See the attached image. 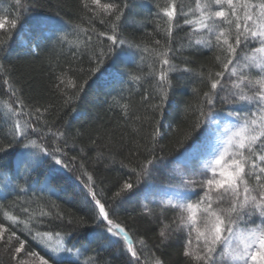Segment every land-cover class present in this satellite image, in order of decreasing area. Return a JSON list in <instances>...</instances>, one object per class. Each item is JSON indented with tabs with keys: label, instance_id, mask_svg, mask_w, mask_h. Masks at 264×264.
I'll list each match as a JSON object with an SVG mask.
<instances>
[{
	"label": "snow or ice",
	"instance_id": "snow-or-ice-1",
	"mask_svg": "<svg viewBox=\"0 0 264 264\" xmlns=\"http://www.w3.org/2000/svg\"><path fill=\"white\" fill-rule=\"evenodd\" d=\"M15 4L17 8L24 7L21 0H15ZM154 7L156 17L164 20L166 27L164 42L154 40V47L149 49L143 41L125 37L120 31L121 21L131 8L129 0L103 3L80 0L82 23L71 24V35L76 37V46L87 53L88 63L93 66L87 69V77L83 75L84 69L69 68L60 72L53 83L61 107H66L80 99L89 79L118 51L139 57L135 71L112 76L113 82L120 85L118 95L132 85L143 88L144 109L136 114L130 102L121 105L124 119L139 127L128 139L121 134L118 151L128 152L126 159L135 166L129 168L130 175L126 174L114 189L108 190L110 194L99 188L86 164L107 167L119 163L121 168L129 165L115 159L112 146L105 145L102 150L95 141L94 158L82 148L79 155H69L76 145L70 144L71 134L57 123L60 120L57 106L32 102L24 95L23 88L17 86L18 81L5 72L2 83L9 103L7 113L0 114V124L7 129L0 141V192L10 189L9 194L17 196L12 201L17 214L5 210L0 219V253L7 257V264H81L80 257L88 249L77 248L72 241L76 232L89 223L103 229L106 241L120 245L125 264H148L146 254L152 256L153 264H165L153 254L145 239L139 238L137 246L130 235L131 229L119 219L118 208L139 195L142 179L157 170L165 159L157 155V147L173 131L172 124L165 123L170 114L179 116L189 112L194 121L190 131L176 140L177 146L183 147L191 132L202 123L217 125L218 143L209 142L204 146L205 170L189 169L187 176L174 186L178 196L175 200L167 199L166 203L175 215L171 223L158 220L162 225L159 228L161 244L181 243L185 264H264V0H196L195 8L188 11L177 0H166ZM19 19V13L15 19L0 16V55L7 52ZM97 23L106 25L107 30H97ZM184 26L188 27L189 34L187 43L181 47L196 52L207 50L218 69L209 68L198 74L206 90H192L195 104L176 98L171 75L192 72L187 67L190 60H182L183 69L175 64L179 49L173 47V30ZM81 34L83 41L79 39ZM105 37L107 44L102 40ZM43 38L54 47L73 43L69 41V32L56 20L48 22ZM146 53L152 55L155 63H150V70L141 75L140 64L149 58ZM142 80L150 85L151 91L141 84ZM120 99L123 100L122 95ZM217 105L226 107L217 111ZM221 119L227 121L222 128ZM37 172L43 180L35 185L36 191L54 195L55 185L67 177L77 182L86 202V215L67 220L70 227L62 235L57 232L55 242L52 232L41 228L46 217L54 215L58 220H65L63 213L53 209L41 210L37 215L27 201L18 204L19 193H27L33 187L31 177ZM186 192L196 198L191 199ZM40 199L43 196L37 198ZM148 211L150 214L151 210ZM30 241L41 246L45 255L31 251ZM88 264H100V260L90 257Z\"/></svg>",
	"mask_w": 264,
	"mask_h": 264
},
{
	"label": "trees",
	"instance_id": "trees-1",
	"mask_svg": "<svg viewBox=\"0 0 264 264\" xmlns=\"http://www.w3.org/2000/svg\"><path fill=\"white\" fill-rule=\"evenodd\" d=\"M107 2V0H101ZM131 8L126 11L125 18L121 21L120 31L125 37L134 39L137 42L143 41L149 49L154 47V40L164 42V29L166 24L164 20L158 19L155 15L156 3L164 4L166 0H129ZM23 8H17L15 0H0V16H7L9 19H15L17 13L20 19L17 28L11 33V39L7 44V52L0 55V114L7 113V104L9 97L7 89L3 86L2 78L5 72L10 74L15 81H18V87H22L24 95L30 98L32 102L53 103L57 106L60 120L57 121L72 136L70 144H75L76 148L69 152V155H79V149L90 156L95 157L93 151V141L103 150L105 145L112 146L117 161L123 160L128 164V168H121L119 163L110 166H103L97 163L86 164L88 170L93 172L94 177L106 194L109 189H114L120 181L127 175H130L129 168L135 166L134 162L130 163L126 159L128 152L122 154L118 151L119 140L121 134L125 139L135 135L133 131L139 127L138 124L132 123L124 119L121 105L124 103L131 104L132 112L141 114L144 109V102L141 100V92L143 88L139 85H132L131 88H125L118 95L120 85L114 83L112 76L115 73H125L135 71L139 57L133 58L128 52L118 51L110 59L106 60L101 66L100 71L95 73L90 79L88 85L85 86L84 92L80 95V99L74 104L61 107V100L54 94L53 83L56 76L69 68L84 69L83 75L87 77L88 55L84 53L75 44L76 37L71 35V24L82 23L79 19L81 16L80 0H32L31 4L28 0H21ZM178 5H182L185 11L195 8L196 0H177ZM41 21L45 26L42 30L36 28L35 21ZM50 20H56L59 24L69 32V41L62 47H54L43 37L46 35L43 31H47V24ZM71 22L65 25L64 22ZM182 24V20L180 21ZM88 27L86 23L83 24ZM28 27L30 32L34 34V38L27 43L26 46L21 44V38L28 40L27 34H22L23 28ZM97 30L105 31L107 26L96 24ZM7 28V25H6ZM189 29L184 26L182 29L173 30V47L179 49L175 64L181 69L185 67L182 63L183 59L190 60L191 63L187 67L192 69L191 73L174 72L171 73L173 83L176 85L174 93L177 99L189 100L195 104V97L192 90L195 88H203L200 84L198 74L201 71L206 72L209 68L213 71L218 70L211 58V54L207 50L199 52L181 47L186 44V37ZM80 41L84 40L83 34L79 37ZM105 44L108 43L106 37L102 38ZM95 45V37H93V46ZM148 56L143 64H140L142 70L141 75L146 74L150 63H155L152 55ZM203 66V67H202ZM72 73L70 72L69 75ZM107 75H109L107 77ZM106 76V77H104ZM145 88L150 85L141 81ZM123 96V100L120 99ZM224 105H217V111ZM166 112L168 109L166 107ZM170 114L166 123H171L173 131L167 139L161 140L157 147V155L164 156L165 159L159 165L158 169L150 175L144 177L140 184L139 195L133 196L128 202L118 208L119 219L131 229L130 235L134 241L143 238L148 246L152 249L153 254L165 262V264H185L183 256V248L181 243L169 241L161 244L159 237V228L162 227L158 220L165 223H171L175 213L169 205L167 199L171 198L166 195V191L172 193V199L178 196L174 190V186L180 183L182 177L187 176L189 169L197 168L201 171L204 164L195 159L182 157L181 153L185 149L192 146L194 141L200 139L203 129L207 123L202 125L195 131L191 132L190 138L185 140L183 147L176 144L177 139H182L185 132L190 131V126L194 121L191 112L187 115L175 116ZM55 130V129H54ZM7 129L0 124V141H3ZM147 134V130L143 133ZM144 143V141H140ZM161 148L163 151H161ZM184 155V154H183ZM8 159V158H6ZM164 166V168L162 167ZM43 176L40 172L34 173L31 177L32 188L27 193H19V205H23L27 201L31 205V210L37 215L43 211H59L66 217L61 221L55 216L44 218L42 231H51L52 239L56 240V233L61 235L70 226L67 223L69 219H76L85 216L84 211L86 202L80 195V188L76 181L65 177L58 181L55 185V194L48 192L40 193L36 191L35 185L42 182ZM27 187V185H26ZM10 189L0 192V219L3 218V212L8 210L10 214H17V210L12 206V201L17 199L16 194H9ZM195 199V195L185 193ZM43 196V199L37 200ZM145 196L147 197L145 199ZM35 201V202H34ZM147 205V209L145 208ZM151 210L150 214L149 211ZM103 229L95 227L89 223L88 226L81 227L72 241L77 248L88 249L85 255L80 257L81 264H88L89 258H98L100 264H125V257L120 253V245L115 242H108L103 238ZM159 245L157 248L156 246ZM30 250L45 255L41 246L30 241ZM71 247L72 245H68ZM82 249V250H83ZM94 249L95 251H91ZM47 258V256L45 257ZM148 264H153L152 256L146 254ZM0 261L7 264V257L0 253Z\"/></svg>",
	"mask_w": 264,
	"mask_h": 264
},
{
	"label": "rangeland",
	"instance_id": "rangeland-1",
	"mask_svg": "<svg viewBox=\"0 0 264 264\" xmlns=\"http://www.w3.org/2000/svg\"><path fill=\"white\" fill-rule=\"evenodd\" d=\"M35 25L36 28H39L40 30H42L44 28V24L41 21L36 20L35 21ZM45 34L47 33V31H43ZM22 34H27L28 40H25L24 38H21V44L23 46H26L28 42H30L33 38H34V34L32 33V31L30 32V30L28 29V27L23 28L22 30ZM31 39V40H30ZM109 75H107L108 77ZM106 77V76H104ZM218 119H220V117H217ZM227 125V121L221 119V128L223 126ZM203 134L200 137V139L194 141V143L192 144L191 147L187 148L188 151L183 152L184 155H182V157H186L188 159H195L197 161H199L200 163H203L204 165L207 163V157L203 154V149L205 144L209 143V142H214V143H218V138H217V125L216 124H212V123H207L205 128L203 129ZM162 167L164 168V166L162 165ZM167 196L172 197V193L170 191H166L165 192ZM53 242H55V240L52 239Z\"/></svg>",
	"mask_w": 264,
	"mask_h": 264
}]
</instances>
